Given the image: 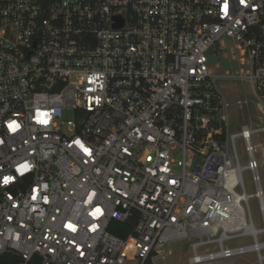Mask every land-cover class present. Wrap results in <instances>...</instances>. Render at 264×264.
Instances as JSON below:
<instances>
[{
	"label": "built area",
	"instance_id": "obj_1",
	"mask_svg": "<svg viewBox=\"0 0 264 264\" xmlns=\"http://www.w3.org/2000/svg\"><path fill=\"white\" fill-rule=\"evenodd\" d=\"M225 39L245 71L210 66ZM221 80L264 122V0H0V264H264V125L231 132Z\"/></svg>",
	"mask_w": 264,
	"mask_h": 264
},
{
	"label": "rangeland",
	"instance_id": "obj_2",
	"mask_svg": "<svg viewBox=\"0 0 264 264\" xmlns=\"http://www.w3.org/2000/svg\"><path fill=\"white\" fill-rule=\"evenodd\" d=\"M226 46L218 50V58L210 57V66L217 74L224 75L227 72L235 73L240 72L243 68L241 65V52L237 50L235 45L229 40L225 39ZM218 65V67H215ZM219 90L224 95L225 99L231 104L228 109V121L230 124V130L232 133L240 132L243 126H251L257 128L263 126L264 122L261 117V113L257 109V99L255 98L252 88L246 81L232 80V81H220ZM248 100L249 104L240 108L237 105L238 100ZM73 115L70 111H65L63 114V120L67 121L72 119ZM252 145L256 150V158L259 162V176L261 180V187L264 193V134L257 133L252 136ZM237 149L242 157V161H247L245 145L243 139L237 140ZM243 181L247 195H254L256 192L255 184L252 179L250 171H246L243 175ZM251 214L257 229L263 227L262 214L260 210L259 201L253 197L249 200ZM250 239H241L232 242L230 245L250 244ZM215 248V247H213ZM170 251L165 259L156 258L152 260L153 264H189L188 259L191 255L190 243L185 241H178L167 246L164 250L165 253ZM227 262V261H226ZM236 264H258L256 254L250 253L239 259Z\"/></svg>",
	"mask_w": 264,
	"mask_h": 264
},
{
	"label": "trees",
	"instance_id": "obj_3",
	"mask_svg": "<svg viewBox=\"0 0 264 264\" xmlns=\"http://www.w3.org/2000/svg\"><path fill=\"white\" fill-rule=\"evenodd\" d=\"M132 229H133V222H129L125 224L114 222L110 227L111 233L122 239H126L131 233ZM144 264H153L152 259L151 258L148 259Z\"/></svg>",
	"mask_w": 264,
	"mask_h": 264
},
{
	"label": "water",
	"instance_id": "obj_4",
	"mask_svg": "<svg viewBox=\"0 0 264 264\" xmlns=\"http://www.w3.org/2000/svg\"><path fill=\"white\" fill-rule=\"evenodd\" d=\"M121 25H123V24H117L116 26L119 27V26H121Z\"/></svg>",
	"mask_w": 264,
	"mask_h": 264
}]
</instances>
